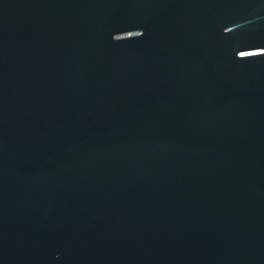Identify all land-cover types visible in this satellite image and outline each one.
<instances>
[{
    "label": "water",
    "instance_id": "95a60500",
    "mask_svg": "<svg viewBox=\"0 0 264 264\" xmlns=\"http://www.w3.org/2000/svg\"><path fill=\"white\" fill-rule=\"evenodd\" d=\"M0 264H264V0H0Z\"/></svg>",
    "mask_w": 264,
    "mask_h": 264
}]
</instances>
